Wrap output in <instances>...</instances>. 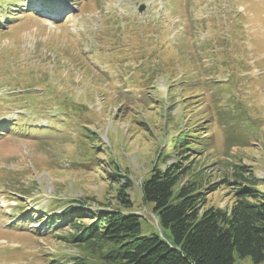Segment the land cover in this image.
Returning <instances> with one entry per match:
<instances>
[{
    "label": "rangeland",
    "instance_id": "obj_1",
    "mask_svg": "<svg viewBox=\"0 0 264 264\" xmlns=\"http://www.w3.org/2000/svg\"><path fill=\"white\" fill-rule=\"evenodd\" d=\"M180 152L207 207L234 165L264 191V0H0V264H101L59 225L126 179L141 233L168 235L140 182Z\"/></svg>",
    "mask_w": 264,
    "mask_h": 264
},
{
    "label": "trees",
    "instance_id": "obj_2",
    "mask_svg": "<svg viewBox=\"0 0 264 264\" xmlns=\"http://www.w3.org/2000/svg\"><path fill=\"white\" fill-rule=\"evenodd\" d=\"M177 156L163 167L154 165L140 182L142 201L152 204L151 212L168 235L141 233L142 215L133 209L130 182L113 163L112 181L126 179L116 188L115 205L77 201L67 206L58 225L75 228L68 240L91 248L101 264H234L236 257H249L252 264L264 261V191L246 175L247 167L234 165L231 205L207 207L215 185L200 184L199 173H189L186 154ZM186 174L192 178L184 179ZM71 264L96 263L73 257Z\"/></svg>",
    "mask_w": 264,
    "mask_h": 264
}]
</instances>
